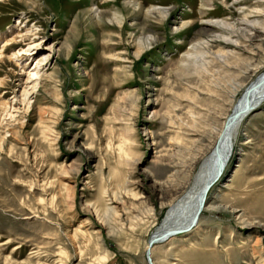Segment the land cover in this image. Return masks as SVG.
Returning a JSON list of instances; mask_svg holds the SVG:
<instances>
[{"label": "rangeland", "instance_id": "obj_1", "mask_svg": "<svg viewBox=\"0 0 264 264\" xmlns=\"http://www.w3.org/2000/svg\"><path fill=\"white\" fill-rule=\"evenodd\" d=\"M25 1L0 0V264H149L168 203L264 71V0ZM224 168L152 264H264V101Z\"/></svg>", "mask_w": 264, "mask_h": 264}, {"label": "bare ground", "instance_id": "obj_2", "mask_svg": "<svg viewBox=\"0 0 264 264\" xmlns=\"http://www.w3.org/2000/svg\"><path fill=\"white\" fill-rule=\"evenodd\" d=\"M21 3L30 5L36 4L32 1L20 0ZM90 11V10H88ZM163 18L168 13L158 12ZM103 14V13H102ZM101 13L98 17L101 18ZM154 14V13H153ZM97 23V22H96ZM224 27L228 24L222 23ZM248 26V25H247ZM250 26V25H249ZM214 27V26H213ZM218 29V28H217ZM251 29V28H250ZM28 29L16 30L13 37L2 48L5 50L13 44H20L29 38ZM20 39V40H19ZM1 55V54H0ZM249 66L244 68L241 77L245 80L249 74L256 75L258 66ZM239 74V73H238ZM241 74V72H240ZM36 72H32L31 76H35ZM264 101V71L244 89L240 99L237 101L230 114L222 123L221 129L215 138L214 144L210 151L198 161L197 169L185 188L179 191L174 198L168 203V210L160 223L150 235L149 240H155L151 244L147 243L146 257L149 264H152L149 254L151 255L154 245L172 238L178 233L197 228L198 217L203 209L207 206L206 197L211 185L215 183L225 169V165L230 156L232 149V141L236 136L237 129L245 116H247L255 107H258ZM232 104H230L231 106ZM252 109V110H251ZM220 179V178H219ZM210 182V184H208ZM216 184V183H215ZM208 185V186H207ZM207 186V188H205ZM216 206H210L208 210H218ZM148 240V242H149ZM96 264H102L96 263Z\"/></svg>", "mask_w": 264, "mask_h": 264}, {"label": "water", "instance_id": "obj_3", "mask_svg": "<svg viewBox=\"0 0 264 264\" xmlns=\"http://www.w3.org/2000/svg\"><path fill=\"white\" fill-rule=\"evenodd\" d=\"M208 184H210V182L208 183ZM208 186V185H207ZM207 186L205 187V188H207ZM155 240L153 239V240H149V244H151L152 242H154Z\"/></svg>", "mask_w": 264, "mask_h": 264}]
</instances>
